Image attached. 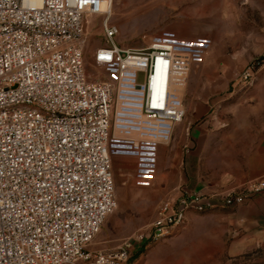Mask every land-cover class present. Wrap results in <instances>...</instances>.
Here are the masks:
<instances>
[{
  "label": "built area",
  "instance_id": "2783aa9c",
  "mask_svg": "<svg viewBox=\"0 0 264 264\" xmlns=\"http://www.w3.org/2000/svg\"><path fill=\"white\" fill-rule=\"evenodd\" d=\"M113 4L0 0V264H131L130 242L87 247L118 207V180L150 181L163 169L190 73L212 41L174 27L124 48ZM95 17L102 44L89 52ZM263 67L251 61L237 85L251 87ZM259 194L264 177L168 199L135 241L160 240L189 213L235 209Z\"/></svg>",
  "mask_w": 264,
  "mask_h": 264
},
{
  "label": "rangeland",
  "instance_id": "374dc122",
  "mask_svg": "<svg viewBox=\"0 0 264 264\" xmlns=\"http://www.w3.org/2000/svg\"><path fill=\"white\" fill-rule=\"evenodd\" d=\"M102 19L95 17L92 22L89 52L102 44ZM110 20L119 29L118 43L124 48L146 47L154 35L174 27L210 37L208 60L214 64L204 70L193 67L191 79L200 85L220 74L219 80L228 84L222 108L237 98L258 94L253 91L264 82L263 67L251 87L233 88L251 61L264 60V0H114ZM86 66L88 72L95 70L91 55ZM143 81L140 74L138 82ZM170 183L166 162L150 181L119 179L118 207L87 252L109 251L130 242L131 264H264V245L244 247L237 242L229 219L233 209L228 208L189 213L183 224L160 240L135 241L168 200Z\"/></svg>",
  "mask_w": 264,
  "mask_h": 264
},
{
  "label": "crops",
  "instance_id": "0c3cea01",
  "mask_svg": "<svg viewBox=\"0 0 264 264\" xmlns=\"http://www.w3.org/2000/svg\"><path fill=\"white\" fill-rule=\"evenodd\" d=\"M213 64L207 58L197 68ZM191 75L192 71L184 98L185 122L176 125L167 150L171 200L189 192L211 196L236 191L247 181L264 177V82L255 87L253 93L258 94L222 108V93L228 88L219 80L222 76L198 85ZM229 219L239 244L264 245V194L233 209Z\"/></svg>",
  "mask_w": 264,
  "mask_h": 264
}]
</instances>
